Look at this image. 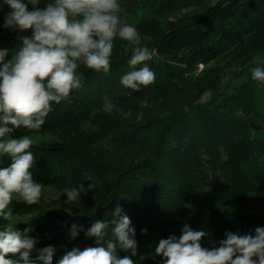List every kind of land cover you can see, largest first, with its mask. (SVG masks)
I'll return each instance as SVG.
<instances>
[{
  "label": "trees",
  "instance_id": "16d2710c",
  "mask_svg": "<svg viewBox=\"0 0 264 264\" xmlns=\"http://www.w3.org/2000/svg\"><path fill=\"white\" fill-rule=\"evenodd\" d=\"M206 1L117 0L123 19L145 9L135 27L141 45L152 53L145 63L155 74L154 83L139 91L121 84L131 70L132 53L126 54L127 41L116 38L107 74L81 65V88L53 104L38 131L20 127L10 134L33 137L35 182L62 193L93 183L91 191L99 187L101 197L95 206L74 205L70 212L13 199L9 208L16 230L30 228L28 235L37 240L32 260L48 246L55 248L52 264L73 248L98 246L86 232L97 220L111 228L117 206L130 218L137 246L152 235L179 238L181 224L205 232L200 243L208 249L219 247L228 233L254 236L257 227H264V139L254 137L249 124L250 116L264 120V82L252 78V69L264 70L254 61L264 53V0H215L201 13L185 12L176 21L161 22ZM9 9L0 0V44L14 36L4 26ZM212 61L207 72L191 73L198 62ZM219 61H225L224 67ZM225 77L231 84L223 83ZM105 97L114 111H104ZM118 107L121 113L114 114ZM138 115L142 120L135 119ZM49 133L57 136L35 142ZM70 135L104 145L118 138L132 150L123 161L112 153V159L89 157L72 145ZM10 164L9 157H0V168ZM7 223L0 218V226ZM74 224L76 237L70 235ZM129 252L118 249L121 258Z\"/></svg>",
  "mask_w": 264,
  "mask_h": 264
},
{
  "label": "clouds",
  "instance_id": "9594fccd",
  "mask_svg": "<svg viewBox=\"0 0 264 264\" xmlns=\"http://www.w3.org/2000/svg\"><path fill=\"white\" fill-rule=\"evenodd\" d=\"M4 2L11 9L4 26L20 32L31 30L32 35L20 38L22 47L11 59H6L7 49H0V157L11 159L10 166L0 168V218L8 222L0 226V264H52L55 248L40 249L32 260L30 254L37 243L28 235L32 229L21 232L15 228L17 223L9 208L13 199L39 204L45 186L33 179V137L11 138L10 134L20 127L38 131L53 104H60L81 88V65L107 74L116 38L127 41L126 54L129 49L132 53L131 70L121 79L125 88L139 91L141 86L154 83L155 74L145 63L152 59V53L141 45L137 28L122 18L123 9L117 0H51L43 9L38 7L40 0H28L33 5L31 11L22 0ZM252 78L264 82V70L252 69ZM114 107L105 97L104 111L111 112ZM94 187L93 183L87 188L81 184L79 188H65L63 194L67 202H75ZM121 211L119 206L114 209L111 228L109 222L97 220L87 230L86 235L95 237L98 246L82 251L73 248L58 264H134L129 256L118 255V249L137 255L135 229ZM109 229L111 238L106 239ZM70 235H78L75 224ZM205 235L185 225L179 238L172 235L159 241L155 256L162 257L163 264H264V227H257L254 236L228 233L220 246L212 249L201 246Z\"/></svg>",
  "mask_w": 264,
  "mask_h": 264
},
{
  "label": "rangeland",
  "instance_id": "374dc122",
  "mask_svg": "<svg viewBox=\"0 0 264 264\" xmlns=\"http://www.w3.org/2000/svg\"><path fill=\"white\" fill-rule=\"evenodd\" d=\"M214 1L215 0L206 1L203 7H199V8L190 7L187 9H182L181 11H178L175 13H171L161 18V22L166 23L168 21H176L185 12L189 15L201 13L202 11H204V9L209 4H212ZM49 2H51V0H40L38 7L43 9L44 7H46L47 3ZM27 3H28V0H27ZM29 6L33 8V5L31 4L27 5L28 10L31 11ZM10 11L11 9L8 10L7 14ZM144 13H145V9L143 7H139L138 12L135 15H127L126 20L128 21V23H130L131 25L135 27L136 22L141 18V15ZM10 30L14 32V36L11 39H8L5 42L0 44V49L8 50V56L6 57V59H11L12 54L15 51L19 50L20 47H22V41L20 39L22 36L30 37L32 35L31 30H28L25 32H20L18 30H14L11 28ZM153 53H156V51L154 50ZM254 61L256 64L264 65V53L256 56L254 58ZM224 63L225 61H219L220 66L224 67ZM213 65H214L213 61L210 62L209 64H203L201 62H198L197 64H195L194 68L191 70L192 71L191 73H194L193 74L194 76H196L197 74H203L207 72ZM227 82H230L231 84V81H229L228 77H225L223 79V83L226 84ZM234 83L237 84L238 80L235 79ZM140 105L145 106L146 102H142ZM116 113H119V114L121 113V111L119 110V107L115 109L114 114ZM123 115L127 116L128 114L124 113ZM135 119L142 120L140 115L136 116ZM249 124L251 128V133L253 134V136L256 138L264 139V120H259V119L254 118L253 116H250ZM56 136L57 135L55 133H49V134H46L44 137H41L43 139H40V138L36 139L35 142L40 144V142L42 141L45 142L47 140H50L51 138L53 139ZM70 137L72 140H69L68 138L67 139L72 142V145L76 147L77 149L85 151L89 157H94V158L99 157L101 159L102 158L112 159L110 155L112 153L115 158L116 157L118 158L119 161L120 159H122L123 161L124 155L126 156L127 152H131L132 150L131 147L127 146L126 140H122L118 138H116L117 143L111 141L110 143L104 145L100 143V141L85 139L78 135H70ZM87 194H88L87 196L81 195V198L75 202H67V196L63 195L62 192L58 191L57 189L50 188V187L44 188L43 194L41 197V202L36 205L42 208H51L53 210H61L63 212H70L71 206L76 205L80 208L89 207L92 205L95 206V204H98L99 201L101 200L99 187H96L94 192L89 191ZM184 227H185V224H181L179 227V230L182 231ZM160 240H161L160 235H152L149 238H147L142 244L137 246V255L132 256L131 252H129L124 256H129L134 261V264H162V262L158 263L159 256H155V249L158 246ZM141 257H144V259H141Z\"/></svg>",
  "mask_w": 264,
  "mask_h": 264
}]
</instances>
